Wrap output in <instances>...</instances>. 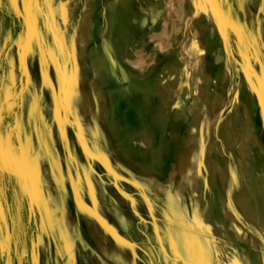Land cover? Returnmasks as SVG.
<instances>
[{"label": "rangeland", "instance_id": "374dc122", "mask_svg": "<svg viewBox=\"0 0 264 264\" xmlns=\"http://www.w3.org/2000/svg\"><path fill=\"white\" fill-rule=\"evenodd\" d=\"M0 264H264V0H0Z\"/></svg>", "mask_w": 264, "mask_h": 264}, {"label": "bare ground", "instance_id": "6f19581e", "mask_svg": "<svg viewBox=\"0 0 264 264\" xmlns=\"http://www.w3.org/2000/svg\"><path fill=\"white\" fill-rule=\"evenodd\" d=\"M244 2H246V1H244ZM196 30V29H195ZM195 37H197V36H195ZM189 38V37H188ZM184 46V45H183Z\"/></svg>", "mask_w": 264, "mask_h": 264}]
</instances>
